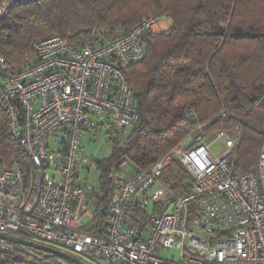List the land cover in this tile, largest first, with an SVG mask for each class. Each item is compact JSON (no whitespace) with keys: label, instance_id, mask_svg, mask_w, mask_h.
I'll return each mask as SVG.
<instances>
[{"label":"built area","instance_id":"built-area-1","mask_svg":"<svg viewBox=\"0 0 264 264\" xmlns=\"http://www.w3.org/2000/svg\"><path fill=\"white\" fill-rule=\"evenodd\" d=\"M28 1L4 0L0 17ZM170 24L168 15L148 16L79 46L51 33L33 42V63L15 71L0 56V108L30 164L0 167V234L21 232L88 264H264V142L256 167L236 172L239 126L215 131L209 142L199 126L149 170L114 172L104 223L90 231L103 194L89 181L96 163L89 148L124 138L137 122L124 70L143 58L142 35H168ZM174 159L190 177L184 195L159 179ZM2 257L7 264L69 263L0 238Z\"/></svg>","mask_w":264,"mask_h":264},{"label":"trees","instance_id":"trees-1","mask_svg":"<svg viewBox=\"0 0 264 264\" xmlns=\"http://www.w3.org/2000/svg\"><path fill=\"white\" fill-rule=\"evenodd\" d=\"M165 15L171 20L168 35L143 34V58L124 70L138 119L95 163L103 198L91 233L104 223L114 172L122 175L125 162L134 171L149 170L199 126H205V138L239 126L235 171L256 167L264 142V0H31L0 17V56L15 71L33 63L32 44L39 37L56 33L74 46L92 37L103 42L148 16ZM191 110L197 121L190 120ZM222 110L228 116L221 117ZM13 160L30 167L0 108V167ZM159 179L179 195L190 189L177 159Z\"/></svg>","mask_w":264,"mask_h":264},{"label":"rangeland","instance_id":"rangeland-1","mask_svg":"<svg viewBox=\"0 0 264 264\" xmlns=\"http://www.w3.org/2000/svg\"><path fill=\"white\" fill-rule=\"evenodd\" d=\"M170 22H171V20H170ZM162 25L164 26L163 23H162ZM212 140H213L212 136L205 138L206 142L207 141L209 142ZM83 143H85L87 145L86 137L83 139ZM211 146L215 152L219 151L221 146H222V141H218L216 143H213ZM110 152H111V145L110 144H101V145H97V147H95V152L93 153V155L97 161L98 159L107 158L110 155ZM89 170H90L89 181L91 182V184L97 186L98 185V172L95 169V165H93ZM123 171L124 172L122 175H125V174L133 172L134 170H132V166L130 165L129 162H125V164L123 166ZM122 175H120V176H122ZM68 264H71V263H68ZM99 264H112V263L103 261ZM116 264H119V263H116Z\"/></svg>","mask_w":264,"mask_h":264},{"label":"water","instance_id":"water-1","mask_svg":"<svg viewBox=\"0 0 264 264\" xmlns=\"http://www.w3.org/2000/svg\"><path fill=\"white\" fill-rule=\"evenodd\" d=\"M0 238H4V239L9 240V241H13V242H16L19 244L26 245V246L31 247L33 249H36L40 252L56 255V256L66 260L68 262L73 263V264H88L87 262L81 260L80 258H78L75 255H72L70 253L61 251L59 249H56V248H53V247H50L47 245H43V244L34 242L31 240L23 239V238L16 237V236L2 235V234H0Z\"/></svg>","mask_w":264,"mask_h":264},{"label":"crops","instance_id":"crops-1","mask_svg":"<svg viewBox=\"0 0 264 264\" xmlns=\"http://www.w3.org/2000/svg\"><path fill=\"white\" fill-rule=\"evenodd\" d=\"M88 152L93 154L95 152V147H90Z\"/></svg>","mask_w":264,"mask_h":264}]
</instances>
